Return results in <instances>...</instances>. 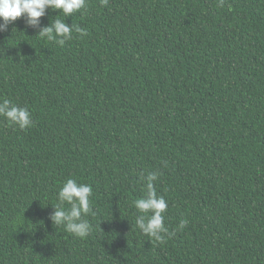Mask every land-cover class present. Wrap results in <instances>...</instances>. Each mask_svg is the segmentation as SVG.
Masks as SVG:
<instances>
[{
    "label": "trees",
    "instance_id": "1",
    "mask_svg": "<svg viewBox=\"0 0 264 264\" xmlns=\"http://www.w3.org/2000/svg\"><path fill=\"white\" fill-rule=\"evenodd\" d=\"M219 5L48 9L88 32L63 46L23 17L0 32V100L34 122L0 117V264H264V0ZM150 172L164 243L135 223ZM69 178L93 190L84 239L50 220Z\"/></svg>",
    "mask_w": 264,
    "mask_h": 264
},
{
    "label": "clouds",
    "instance_id": "2",
    "mask_svg": "<svg viewBox=\"0 0 264 264\" xmlns=\"http://www.w3.org/2000/svg\"><path fill=\"white\" fill-rule=\"evenodd\" d=\"M108 2L109 0H100L102 6H107ZM219 6H223V0H220ZM48 9L59 10V14L68 17L82 10L86 11L87 0H0V32L6 31L8 25L17 18L23 17L28 27L39 28L37 35L60 46L72 39L73 31L80 37L88 35L86 29L78 26L73 28L61 19L54 20L49 26L40 27V18L45 16ZM0 117L20 130L31 128L34 123L28 108L13 104L9 99L0 100ZM164 165L167 166V161H164ZM157 178V172H150L142 177L145 194L134 201V207L140 213L136 216L135 223L142 234L157 243H164L165 234L169 232L164 215L168 203L163 196L157 195L154 187ZM92 191L89 184L67 179L57 194L58 202L50 216L53 224L62 226L65 231L80 239L86 238L92 226L83 217L95 215L90 201ZM65 204L69 207L65 208ZM187 223L186 219H181L177 230H182Z\"/></svg>",
    "mask_w": 264,
    "mask_h": 264
}]
</instances>
